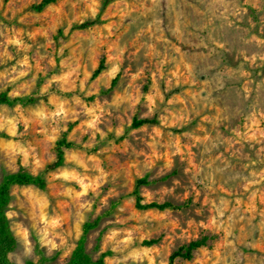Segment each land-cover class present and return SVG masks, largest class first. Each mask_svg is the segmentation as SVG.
<instances>
[{"label":"rangeland","instance_id":"obj_1","mask_svg":"<svg viewBox=\"0 0 264 264\" xmlns=\"http://www.w3.org/2000/svg\"><path fill=\"white\" fill-rule=\"evenodd\" d=\"M37 2L0 0V91L35 97L0 105V176L41 171L62 131L77 146L43 189L10 187L9 258L38 245L62 264L100 215L85 249L108 264H166L199 237L172 264H264V0ZM134 116L157 122L128 128ZM144 175L143 201L184 205L135 208Z\"/></svg>","mask_w":264,"mask_h":264},{"label":"trees","instance_id":"obj_2","mask_svg":"<svg viewBox=\"0 0 264 264\" xmlns=\"http://www.w3.org/2000/svg\"><path fill=\"white\" fill-rule=\"evenodd\" d=\"M53 0H39V2L32 4L31 8L34 10H41L48 3ZM111 1L113 0H101L99 12L100 13ZM98 18V14L96 16ZM93 20H85L79 23L73 24L70 29H82L91 25ZM104 68V57H100L96 66L91 71V77H95ZM114 83V78L111 80L109 87ZM35 97L32 94L10 96L6 90L0 91V105L7 104H19L27 105L34 102ZM155 117H132L128 125V128H136L143 124H153L156 123ZM77 144L70 141L67 138V130L62 131L56 138L53 144L54 158L51 162L45 164L43 169L37 173H30L23 169H18L13 172L3 171L0 176V264H47L46 257L42 253L38 245H35V251L37 253L36 260H24L22 263L13 262L8 253L15 246V237L10 228L9 220L6 215L7 204L9 201V189L12 185H33L35 187L43 189L46 184L45 173L49 170H53L62 165L64 160V149L75 147ZM149 183L147 176L138 177L134 180L132 188L129 194L133 199V206L139 210L145 209H178L181 208L184 203H174L169 200L163 201H143L139 187L141 185ZM100 219V215L95 216L92 219L84 220L80 226V232L76 238L73 247L69 251L67 259L62 264H108L104 260L105 253L100 252L97 257L93 258L85 249V241L88 232L97 226ZM153 240H148L146 243H150ZM204 238L199 237L189 240L185 243L180 244L174 250L170 252L167 258L166 264H172L175 258H185L191 257L192 251L199 246L203 245ZM115 264H139L135 262H117Z\"/></svg>","mask_w":264,"mask_h":264}]
</instances>
